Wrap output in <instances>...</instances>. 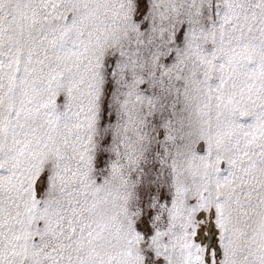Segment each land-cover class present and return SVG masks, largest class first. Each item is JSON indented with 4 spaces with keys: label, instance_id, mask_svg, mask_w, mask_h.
<instances>
[{
    "label": "snow or ice",
    "instance_id": "obj_1",
    "mask_svg": "<svg viewBox=\"0 0 264 264\" xmlns=\"http://www.w3.org/2000/svg\"><path fill=\"white\" fill-rule=\"evenodd\" d=\"M0 264H264V0H0Z\"/></svg>",
    "mask_w": 264,
    "mask_h": 264
}]
</instances>
